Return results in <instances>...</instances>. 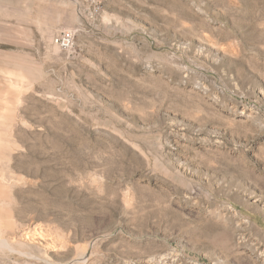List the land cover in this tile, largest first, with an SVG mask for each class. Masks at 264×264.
<instances>
[{"label":"rangeland","instance_id":"rangeland-1","mask_svg":"<svg viewBox=\"0 0 264 264\" xmlns=\"http://www.w3.org/2000/svg\"><path fill=\"white\" fill-rule=\"evenodd\" d=\"M0 264H264V0H0Z\"/></svg>","mask_w":264,"mask_h":264},{"label":"built area","instance_id":"built-area-1","mask_svg":"<svg viewBox=\"0 0 264 264\" xmlns=\"http://www.w3.org/2000/svg\"><path fill=\"white\" fill-rule=\"evenodd\" d=\"M73 34L71 33V32H69L68 34H67V42H68V45H72L73 44Z\"/></svg>","mask_w":264,"mask_h":264}]
</instances>
